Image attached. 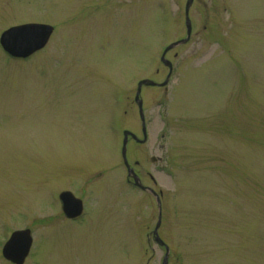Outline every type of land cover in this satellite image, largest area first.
I'll return each mask as SVG.
<instances>
[{"label": "rangeland", "instance_id": "obj_1", "mask_svg": "<svg viewBox=\"0 0 264 264\" xmlns=\"http://www.w3.org/2000/svg\"><path fill=\"white\" fill-rule=\"evenodd\" d=\"M184 2L0 0V32L53 26L26 59L0 47V264L18 229L24 264H160L154 199L126 182L120 146L123 129L141 136L137 82L164 80ZM189 16L167 87L141 88L148 139L128 160L162 192L168 264H264V0H194ZM65 189L81 218L63 214Z\"/></svg>", "mask_w": 264, "mask_h": 264}, {"label": "water", "instance_id": "obj_2", "mask_svg": "<svg viewBox=\"0 0 264 264\" xmlns=\"http://www.w3.org/2000/svg\"><path fill=\"white\" fill-rule=\"evenodd\" d=\"M193 0H186L185 5V17H186V33L187 37L181 40L175 41L167 46L162 54L161 60L165 65H168L169 69L171 68V63L164 58V53L166 50L170 49L171 47L178 45L180 43L185 42L188 39V35L190 34V21L188 19V9L190 4ZM51 29L48 26L44 25H21L15 28L10 29L9 31L5 32L2 36L1 43L3 47L13 56L18 57H26L32 52L36 51L37 49L44 46L46 40L50 35ZM167 82V79L159 85H164ZM141 85H155V82L150 79H142L137 84V90L135 95V101L139 108V113L141 116L142 123L144 121L142 108H141V100L139 99L138 95L141 89ZM123 144H122V157L126 166L128 163L125 157V149H126V141L127 135L132 136L133 138L137 139L135 135L128 130L123 132ZM60 199L62 201V207L64 212L69 217H75L80 214L81 212V203L79 200L74 199L71 194L62 193L60 195ZM160 221V217L158 219L156 227H158ZM156 229L154 230V233ZM30 237L27 230L14 232L8 242L6 243L3 254L5 257L10 259L12 262L16 264H22L24 257L26 256L28 249L30 247ZM168 252H166L164 256V263L166 261Z\"/></svg>", "mask_w": 264, "mask_h": 264}, {"label": "flooded vegetation", "instance_id": "obj_3", "mask_svg": "<svg viewBox=\"0 0 264 264\" xmlns=\"http://www.w3.org/2000/svg\"><path fill=\"white\" fill-rule=\"evenodd\" d=\"M152 160H155V159H152Z\"/></svg>", "mask_w": 264, "mask_h": 264}]
</instances>
